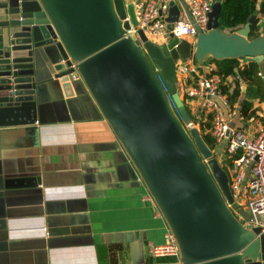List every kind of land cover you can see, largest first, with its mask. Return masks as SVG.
Instances as JSON below:
<instances>
[{"label": "water", "instance_id": "95a60500", "mask_svg": "<svg viewBox=\"0 0 264 264\" xmlns=\"http://www.w3.org/2000/svg\"><path fill=\"white\" fill-rule=\"evenodd\" d=\"M180 6L186 11L184 0ZM180 6L172 1L168 30ZM221 0H211L207 31L194 44L169 34L157 46L139 33L130 0H0V127L38 123L37 87L59 80L63 90L83 82L174 237L182 264H264V235L245 227L229 205L228 177L191 117L176 87V62L264 60V32L250 25L219 28ZM51 77L36 81V72ZM179 117L177 116L176 112ZM16 178L6 188L38 186ZM0 217V231L6 230Z\"/></svg>", "mask_w": 264, "mask_h": 264}, {"label": "crops", "instance_id": "0c3cea01", "mask_svg": "<svg viewBox=\"0 0 264 264\" xmlns=\"http://www.w3.org/2000/svg\"><path fill=\"white\" fill-rule=\"evenodd\" d=\"M256 19L261 35L264 16ZM215 70L207 60L200 72ZM50 77L48 70L36 72L40 83ZM227 82L228 96L236 82L241 92L230 102L238 108L231 127L255 135L264 126V96L250 100L254 115L244 119L245 87L236 75ZM62 86L52 80L37 87V124L0 127V217L7 222L0 231V264L154 262L147 244L163 243L167 228L159 210L83 82L74 79L66 91ZM186 105L195 120L203 117L196 102ZM223 152L212 150L219 164ZM25 177H38L40 184L5 187Z\"/></svg>", "mask_w": 264, "mask_h": 264}, {"label": "built area", "instance_id": "2783aa9c", "mask_svg": "<svg viewBox=\"0 0 264 264\" xmlns=\"http://www.w3.org/2000/svg\"><path fill=\"white\" fill-rule=\"evenodd\" d=\"M130 1L136 25H132L127 15L123 20L130 23L126 35H134L142 46L140 32L153 44L164 46L170 33L173 37L194 44L197 29L207 31L211 0H184L187 11L180 6L179 0ZM172 1L180 6V14L169 31L166 18ZM202 67L193 58L176 62V83L182 89L181 94H178L185 105L189 101L196 102L203 116L190 123L183 122V126L189 132L195 128V123L200 125L201 120L206 121L210 117L208 132L214 139V148L223 149L224 161L228 164L225 168L233 198L229 208L245 227L258 228V236L264 235V126L255 135L248 133L246 128L231 127L230 121L238 115V108L236 104L230 103L224 91V87L228 86L227 78L214 71L201 73ZM257 75L264 81V75ZM224 140H227V144L222 147ZM242 213H248V219H240ZM147 253L155 260L149 264H182L176 242L168 228L164 233V242L148 243Z\"/></svg>", "mask_w": 264, "mask_h": 264}, {"label": "trees", "instance_id": "16d2710c", "mask_svg": "<svg viewBox=\"0 0 264 264\" xmlns=\"http://www.w3.org/2000/svg\"><path fill=\"white\" fill-rule=\"evenodd\" d=\"M264 16V0H221V10L218 16L219 28L220 30L227 32L229 34L236 32L238 29L247 25L248 20L251 16ZM256 21L250 25V38H255L259 36L257 34L258 26ZM215 64L216 70L214 73L218 74L223 78H227L231 75L237 76L240 83L245 87L244 98L240 102V113L244 119H248L254 115L252 111V104L250 100L256 96H264V82L258 77V72L264 74V65L261 66L260 63H256L253 60L247 59L246 65L242 68L239 66L241 60H210ZM225 90V89H224ZM241 96L239 83H235V87L232 93L228 96L231 103L239 101ZM185 105V104H184ZM191 121H194V117L191 115L188 107L185 105ZM176 112V110H174ZM179 117L178 113L176 112ZM210 117H207L206 121H200L201 137L204 143L212 151L214 148V139L209 134L208 130L210 128L209 124ZM224 170V168H222ZM167 261V260H165Z\"/></svg>", "mask_w": 264, "mask_h": 264}, {"label": "rangeland", "instance_id": "374dc122", "mask_svg": "<svg viewBox=\"0 0 264 264\" xmlns=\"http://www.w3.org/2000/svg\"><path fill=\"white\" fill-rule=\"evenodd\" d=\"M262 29H264V28H262ZM261 29V30H262ZM264 32V31H263ZM262 32V33H263ZM257 34H259V30L257 31ZM252 39V38H251ZM168 40H170V38L168 37ZM161 46H162V44H160ZM180 94H181V92H180ZM195 128L196 129H199L200 131H201V129H200V126H199V124L198 123H195ZM201 134V133H200ZM226 144H227V140H224V142H223V145H222V147H225L226 146ZM215 157V156H214ZM224 159H225V157H224ZM228 165L227 164V162L226 161H223V158H222V160H221V162H220V166L221 167H225L224 165ZM224 170H225V168H224ZM248 217H249V215H248V213H242V215L241 216H239V218L241 219H248Z\"/></svg>", "mask_w": 264, "mask_h": 264}]
</instances>
